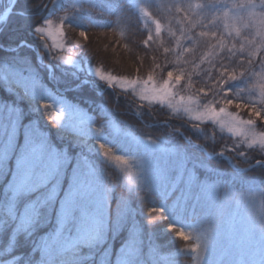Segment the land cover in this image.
<instances>
[{"label": "snow or ice", "instance_id": "snow-or-ice-1", "mask_svg": "<svg viewBox=\"0 0 264 264\" xmlns=\"http://www.w3.org/2000/svg\"><path fill=\"white\" fill-rule=\"evenodd\" d=\"M0 3V36L22 21L0 42V264H264V0ZM162 7L173 41L153 49L165 21L149 10ZM54 20L60 36L66 25L85 40L90 28L134 35L143 23V48H162L165 63L153 55L146 77L94 68L82 47L62 55L63 43H47ZM90 76L119 90L123 115L165 134L117 122ZM156 105L187 124H145ZM162 235L191 243L161 256Z\"/></svg>", "mask_w": 264, "mask_h": 264}, {"label": "trees", "instance_id": "trees-1", "mask_svg": "<svg viewBox=\"0 0 264 264\" xmlns=\"http://www.w3.org/2000/svg\"><path fill=\"white\" fill-rule=\"evenodd\" d=\"M36 3L40 2H50V0H35ZM195 2V0H193ZM154 14L162 18L165 22H167L168 16L166 13L162 12V9L159 13H156L155 9H152ZM3 11V5L0 6V12ZM98 19H103V17H99L98 14H94ZM168 15L171 14L168 12ZM117 17L112 16L111 20L113 21L114 27H115V21ZM179 19V17H177ZM55 21V20H54ZM22 23V21L13 19L10 23L7 30L4 32L2 36H0V42L4 43H10L14 41L17 38V29L19 25ZM185 29H187V23L185 22V25L183 24ZM154 29V25H152ZM175 30L181 27L180 24H176ZM141 31L135 32L134 35H129L126 27L121 24L119 28H116V30L113 29H98V28H90L87 32V40H85L83 37L79 35L80 29L73 30L71 28H68L65 25L64 28V36L62 37L63 44L65 45V51L63 53H60L62 55H68V48L71 44H76L80 47H82L83 51L88 54L89 58L92 61V66L100 67L105 72H111L113 75L118 76H128L133 77L137 75V68H140L139 75L146 77L150 66L152 65L153 61L151 57L155 55L157 57V61L160 62L162 65L165 63V57L161 54L162 48L160 49V52H153L151 50H147L143 48L142 41L144 38H146V30L144 27V24L141 23L140 25ZM198 30V29H197ZM177 35H179V32H177ZM128 40H134V44H130L131 51H128L124 48V43ZM52 38H47V43L49 45L52 44ZM161 41L164 43L165 46H168L171 41H173V38L168 35L167 32L162 33L160 39L156 41L155 44H150V48H157L160 47ZM139 45V47H137ZM174 46V42L173 45ZM55 51H59L56 49ZM199 54V50L197 52V55ZM143 58V66H140V58ZM75 59V56L73 57ZM173 57L170 55L168 56V66L171 67V61ZM49 61L45 60V63H48ZM54 63V61H53ZM87 67V65H85ZM189 69L191 68L190 65L186 66ZM160 78V70H157V80ZM90 80L95 81V85L90 84L89 87H98L99 89H103V91L97 92V100L99 101L102 99L106 102L107 108L113 112H116L118 116L116 117L117 122L124 121L125 123L131 125L134 129L139 130L140 132H146L151 133L153 138L157 136L164 135V130H152L149 128H145L141 123L137 122V119L134 118L132 115H123V113L126 111V105L124 104L123 96L119 92L118 89H108L107 86L100 81L98 78L94 76L89 77ZM196 79V77H194ZM183 83V82H182ZM200 87L199 84H196L193 88L186 89L184 91L189 92V94L194 95L196 93V89ZM119 98L120 103H116L117 99ZM129 100L132 99V97H128ZM103 107V105H101ZM154 111H151V116H145L144 123L145 124H153V123H166L171 122L174 126L177 124H187V120H179L175 118V115H169L168 113L171 111L169 109H160L159 105L155 106ZM229 110L236 112V109L230 108ZM145 111H149L147 106H145ZM95 115H98L99 113H90ZM240 116L244 118H249L246 110H240L239 112ZM181 115H184L181 113ZM99 122V121H98ZM264 130V126L257 127V131ZM53 131H55V128L53 127ZM204 131L211 134L213 132V126L211 124H207L204 126ZM167 135H171V131L167 133ZM217 135V143L223 144V143H231V140H225L220 141L219 136L221 135L219 131H216ZM224 136H228L226 132L223 133ZM201 143H205L206 141H200ZM209 145H211V141H207ZM211 150V147L209 148ZM115 152V149H113ZM251 156H258L260 155L258 152H250ZM231 153H226V156H231ZM233 163L239 164L238 160H233ZM219 167H225L224 164L218 165ZM240 167H246V165L240 164ZM259 173H250V175H258ZM239 190V189H238ZM152 219L154 221L160 220V214L159 213H153ZM157 227H162V225H157ZM168 236H173L172 233H168ZM168 236H161L157 240V244L160 248V253H174L179 248H183L186 246V244H190L191 241L185 242L181 241L179 239H173L171 241L168 240Z\"/></svg>", "mask_w": 264, "mask_h": 264}, {"label": "rangeland", "instance_id": "rangeland-1", "mask_svg": "<svg viewBox=\"0 0 264 264\" xmlns=\"http://www.w3.org/2000/svg\"><path fill=\"white\" fill-rule=\"evenodd\" d=\"M158 2L163 6V5H166V4H169V3H171V0H158ZM1 5H3L2 3H0V6ZM162 9V12H164V13H166V15L169 17V15H168V11H167V9H165V8H161ZM150 12H152V13H154L153 12V10L152 9H150L149 10ZM153 18H160L159 16H157V15H154L153 16ZM184 25H185V22H184ZM57 27H58V25H57V23L54 21V24H53V29H52V31H53V37H52V40L53 39H55L56 41H57V43H63V40H62V37L63 36H60L58 33H57ZM169 27V25L167 24V22H165V24H164V31H162V33H165V32H167V28ZM174 30H175V27H174ZM162 33H161V35H162ZM168 33V32H167ZM169 35V34H168ZM170 36V35H169ZM95 77V76H94ZM96 78H98V77H96ZM99 79V78H98ZM106 86H107V84H106V82H104V81H102ZM180 95H184V96H188V95H190L189 94V92H186V91H181L180 92ZM177 99H178V97H177ZM229 111H231V110H229ZM232 112H234V111H232ZM240 115V114H239ZM242 117V116H241ZM242 118H244V117H242ZM244 119H246V118H244ZM226 133H227V131H225ZM228 134V133H227ZM229 135V134H228ZM113 166L115 167V162H113ZM173 253H171V254H166V253H160V255L161 256H170V255H172ZM180 264H191V261L190 260H185L183 257H181L180 258Z\"/></svg>", "mask_w": 264, "mask_h": 264}]
</instances>
